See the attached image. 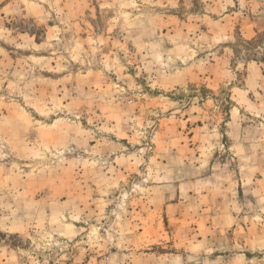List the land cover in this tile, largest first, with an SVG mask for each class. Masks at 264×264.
Here are the masks:
<instances>
[{"label":"rangeland","instance_id":"obj_1","mask_svg":"<svg viewBox=\"0 0 264 264\" xmlns=\"http://www.w3.org/2000/svg\"><path fill=\"white\" fill-rule=\"evenodd\" d=\"M0 264H264V0H0Z\"/></svg>","mask_w":264,"mask_h":264}]
</instances>
